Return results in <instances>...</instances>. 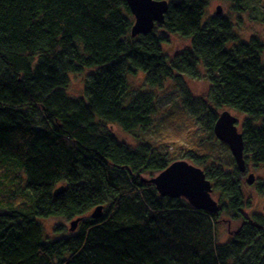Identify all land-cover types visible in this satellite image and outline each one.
I'll return each mask as SVG.
<instances>
[{
  "label": "trees",
  "instance_id": "trees-1",
  "mask_svg": "<svg viewBox=\"0 0 264 264\" xmlns=\"http://www.w3.org/2000/svg\"><path fill=\"white\" fill-rule=\"evenodd\" d=\"M162 1L165 24L134 38L126 0H0V264H264V217L245 215L247 172L187 149L220 198L218 213L198 211L150 183L178 160L148 137L155 90L203 70L209 97L197 103L184 91L183 108L212 140L213 109L244 114L245 158L264 165V42H240L226 15L204 21L212 0ZM221 1L250 10V0ZM172 36L190 44L168 58ZM139 72L145 87L133 89ZM83 74V94L72 97L70 76ZM99 206L101 219L87 216ZM224 214L241 225L220 243ZM53 217L82 221L47 239L38 218Z\"/></svg>",
  "mask_w": 264,
  "mask_h": 264
},
{
  "label": "rangeland",
  "instance_id": "rangeland-1",
  "mask_svg": "<svg viewBox=\"0 0 264 264\" xmlns=\"http://www.w3.org/2000/svg\"><path fill=\"white\" fill-rule=\"evenodd\" d=\"M250 10L244 13L235 12L230 3L221 0H212L211 5L206 10V21L209 16L217 12V8H222V14L232 18L235 24V32L240 38V42H249L253 37H258L264 42V0H250ZM190 41L182 39L178 36H172L170 43L163 46L164 54L168 58H174L183 49L187 48ZM264 61V53L262 54ZM202 70L200 78H192L182 75L179 80H167L164 87L155 90L158 100L159 113L155 121L153 130L148 133L149 140L155 139L161 143L159 149L171 153L173 159L185 160L191 164L190 159H186V150L194 151L199 155L210 154L211 158L219 157L223 165H228L231 159H234L229 147H224L214 135V140L210 139L209 133L200 126L198 122H194L187 114L182 105V93L189 92L191 99L194 102L200 103L206 101L210 95L211 84L204 76ZM85 74L71 75V84L69 94L73 97H79L84 91ZM130 84L133 89H142L145 87V74L137 73L135 76L129 75ZM218 115L224 111H229L238 119V128L241 131L242 123L245 120V115L230 108L213 109ZM113 131L117 137L131 145H137V141L130 135L123 132L119 127L113 126ZM225 145V144H224ZM247 161V160H246ZM195 165V164H193ZM196 166V165H195ZM248 170L243 186L247 200L251 202L250 208L245 211L247 217L254 215H262L264 217V188L260 185L264 184V165L258 167L252 163H247ZM198 167V166H197ZM249 174L255 175V183L247 184ZM158 176V175H156ZM155 176V177H156ZM145 179H152L151 176H146ZM213 198L220 206V198L217 193H213ZM94 212L92 210L87 216ZM85 216L84 218H86ZM74 220V219H73ZM38 221L43 225L47 239L56 237L55 228L64 225L66 230L70 231V220L64 217H53L48 219L38 218ZM241 222L232 221L227 215L221 217V223L218 227V241L220 243L228 242L233 234L239 229Z\"/></svg>",
  "mask_w": 264,
  "mask_h": 264
},
{
  "label": "water",
  "instance_id": "water-1",
  "mask_svg": "<svg viewBox=\"0 0 264 264\" xmlns=\"http://www.w3.org/2000/svg\"><path fill=\"white\" fill-rule=\"evenodd\" d=\"M135 18L131 34L132 37L148 36L155 29L157 24L164 25L166 14L170 4L162 0H126ZM222 8L218 7L216 15L221 16ZM238 119L231 112L224 111L214 126L215 137L227 145L235 160L236 166L241 173L248 170L245 158V140L238 128ZM255 175L249 174L247 184L255 183ZM153 184L161 197L171 199H184L194 209L209 213H218L220 206L213 198V184L207 178L204 170L185 161L179 160L171 164L166 170L153 178ZM61 186L55 191V197L65 192ZM104 214V207H97L91 214L93 219H101ZM82 218L76 219L70 224V232H75Z\"/></svg>",
  "mask_w": 264,
  "mask_h": 264
}]
</instances>
